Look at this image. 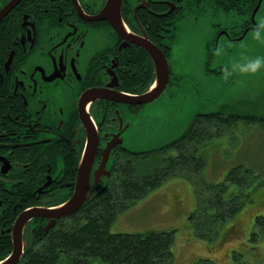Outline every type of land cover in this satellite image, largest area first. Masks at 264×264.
<instances>
[{
    "label": "flooded vegetation",
    "instance_id": "flooded-vegetation-1",
    "mask_svg": "<svg viewBox=\"0 0 264 264\" xmlns=\"http://www.w3.org/2000/svg\"><path fill=\"white\" fill-rule=\"evenodd\" d=\"M12 2L0 16V261L14 248L22 211L55 207L74 194L91 144L89 193L79 210L107 192L118 155L134 152L130 117L147 103L83 96L100 88L132 94L149 89L155 66L140 41L153 42L168 59V39L188 15L212 7L231 17L219 27L214 48L221 36L225 42L245 38L259 29L255 25L263 24L264 16V0L254 19L259 0L253 4L249 23L238 12L218 8L215 0H121L122 22L116 29L102 16L108 0H0V13ZM223 49H228L225 44ZM172 78L170 69L167 86ZM113 139L109 174L100 176L96 171ZM70 216L57 217L53 224L49 216L30 218L22 230L25 250Z\"/></svg>",
    "mask_w": 264,
    "mask_h": 264
},
{
    "label": "rangeland",
    "instance_id": "rangeland-1",
    "mask_svg": "<svg viewBox=\"0 0 264 264\" xmlns=\"http://www.w3.org/2000/svg\"><path fill=\"white\" fill-rule=\"evenodd\" d=\"M228 20L230 16L212 7L199 12V16H186L168 39L173 82L130 117L135 133L131 135V147L153 150L179 138L198 113L239 115L223 127L221 136L203 146L208 155L204 177L209 182H221L238 164L257 175L250 196L243 198L242 207L223 218L222 224L211 226L208 221L202 229L194 227L201 213L192 181L183 175L166 179L116 217L112 230L117 232L174 229L171 264H189L203 258L218 264H264V237L251 238L256 216H264V118H258L264 115V69L255 74L232 72L233 66L264 57V38L255 39L257 29H251L238 41L225 42L226 37L221 36L214 48V38L221 33L219 27ZM223 44L228 49L222 50ZM225 71L232 72L227 79ZM125 156L120 154L117 159ZM228 193V198L238 194L239 187L231 185ZM203 232L207 236H201Z\"/></svg>",
    "mask_w": 264,
    "mask_h": 264
},
{
    "label": "trees",
    "instance_id": "trees-1",
    "mask_svg": "<svg viewBox=\"0 0 264 264\" xmlns=\"http://www.w3.org/2000/svg\"><path fill=\"white\" fill-rule=\"evenodd\" d=\"M215 1L218 8L238 12L249 23V13L256 0ZM262 4L264 14V2ZM241 6H245V10L241 11ZM262 21L264 24V16ZM153 80L154 74L146 86ZM234 117L240 116L220 112L198 113L187 130L174 141L150 151L132 152L129 156L118 158L114 165L113 182L107 192L87 201L81 210L31 244L19 264H171L174 258V229L117 232L112 230V225L116 217L138 199L166 179L178 175L193 182L190 181L201 213L194 227L202 229L208 221L211 226L216 222L222 224L223 218L233 216L242 207L244 199L250 196L257 175L238 164L230 169L223 181H207L203 169L208 155L203 146L221 136L223 127L227 128ZM258 118H264V115ZM231 185H237L239 193L228 198ZM254 226L251 238L259 240L264 237L263 215L256 216ZM203 234L200 235L207 236ZM189 264L218 263L203 258Z\"/></svg>",
    "mask_w": 264,
    "mask_h": 264
},
{
    "label": "water",
    "instance_id": "water-1",
    "mask_svg": "<svg viewBox=\"0 0 264 264\" xmlns=\"http://www.w3.org/2000/svg\"><path fill=\"white\" fill-rule=\"evenodd\" d=\"M262 0H259L257 6L255 7L252 17L254 19L255 13L260 7ZM14 4V2L10 3L3 9L0 13V16L7 12L8 9ZM120 5L121 0H108L105 9L103 10L102 16L109 18L116 29L120 28L121 13H120ZM256 28L259 27V24L255 25ZM141 46H143L151 55L154 66H155V81L153 85L143 93L132 94L123 91H111L107 89H93L86 92L83 98L86 100L91 96L96 97H108L114 98L117 101L125 102V103H133V104H142V103H150L158 98L162 92L165 90L169 76H170V66L168 59L160 48L155 45L153 42L144 39L139 42ZM122 142V139H119ZM115 144L114 139L107 144L104 153V159L100 165V169L96 171L98 175L109 174V170L106 169L107 162L110 157V152L112 146ZM94 150V146L91 144L87 155L84 156L81 161L74 194L65 202L55 207L49 206H34L32 208L26 209L19 214V217L16 221L14 227V248L11 254L6 257L3 261H0V264H15L18 260L21 259V256L24 252V241L22 236V230L26 222L34 217V216H49L51 217V221L49 224H53L57 217H63L76 212L85 201L88 193H89V181H90V162L92 152Z\"/></svg>",
    "mask_w": 264,
    "mask_h": 264
},
{
    "label": "clouds",
    "instance_id": "clouds-1",
    "mask_svg": "<svg viewBox=\"0 0 264 264\" xmlns=\"http://www.w3.org/2000/svg\"><path fill=\"white\" fill-rule=\"evenodd\" d=\"M262 34H264V24H261L259 29L255 30L254 38L260 40L264 38ZM217 54H219V52ZM261 69H264V57H257L254 60L248 62L246 65L233 66L232 72L239 71L242 74H255ZM232 72L225 71V79L232 75Z\"/></svg>",
    "mask_w": 264,
    "mask_h": 264
}]
</instances>
